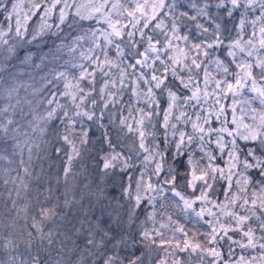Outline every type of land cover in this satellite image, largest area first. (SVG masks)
<instances>
[{
  "label": "snow or ice",
  "instance_id": "obj_1",
  "mask_svg": "<svg viewBox=\"0 0 264 264\" xmlns=\"http://www.w3.org/2000/svg\"><path fill=\"white\" fill-rule=\"evenodd\" d=\"M21 7L0 0V264H264V0Z\"/></svg>",
  "mask_w": 264,
  "mask_h": 264
},
{
  "label": "rangeland",
  "instance_id": "obj_2",
  "mask_svg": "<svg viewBox=\"0 0 264 264\" xmlns=\"http://www.w3.org/2000/svg\"><path fill=\"white\" fill-rule=\"evenodd\" d=\"M40 14H41L40 11H37V14L35 16H32L31 17V19L28 21L29 28H31L32 26H34V25H36V24L39 23ZM57 22L58 21L56 20L55 15L53 16L52 19H50L48 21V23H50V24H55ZM88 23L89 22H85V26H87ZM62 27L64 29V32L61 33V35L65 34V33H68V32L71 31L70 29L67 28V25L66 24L63 25ZM52 31H56V29L53 28ZM73 34H75V33H73ZM53 40H55V37L46 35V36L43 37V39H41V38L38 37L37 38V41H34L33 44L36 45V47H37V45H39V47H41L47 41H49L50 43H53ZM57 43H58V41H57ZM47 50H48V48L45 49V51H47ZM34 62L38 64L39 63V60L36 59ZM19 71L21 73V80H22V82H27V83H30V84H34L35 87L39 88L40 85H41L40 77L45 74V72L47 71V69H44L43 71H41L40 68L21 67L19 69ZM29 74L31 75V77H34V80L29 78ZM103 131L104 130H97V129L93 128L92 132L90 133L91 139L99 141V139L102 137ZM113 134H114V132H113ZM87 147L93 148V150H98L101 147V145L98 144V143H96L95 145L89 144ZM86 163H87V160H86ZM44 166H45V168H47L48 167V163L45 162ZM2 191H3V189L0 188V192H2ZM127 254L130 255L131 252H129ZM146 264H147V261H146Z\"/></svg>",
  "mask_w": 264,
  "mask_h": 264
},
{
  "label": "trees",
  "instance_id": "obj_3",
  "mask_svg": "<svg viewBox=\"0 0 264 264\" xmlns=\"http://www.w3.org/2000/svg\"><path fill=\"white\" fill-rule=\"evenodd\" d=\"M31 2H32V0H20L21 6H22L21 7V11L24 12V13H27L28 12V8L24 7V6L25 5H29ZM9 8H10V5H9ZM3 22H4V16H3V14H0V23H3ZM51 45H52V43L47 41L40 48H43V50L45 51V49L48 48ZM29 50L32 51L33 53H35V52L38 51V47H36V45L32 44ZM20 55H21V59H22V57L24 55V50H21ZM98 144H100V143H98Z\"/></svg>",
  "mask_w": 264,
  "mask_h": 264
}]
</instances>
